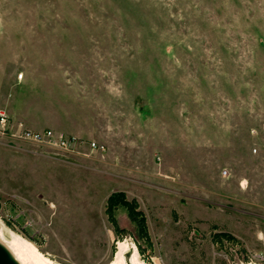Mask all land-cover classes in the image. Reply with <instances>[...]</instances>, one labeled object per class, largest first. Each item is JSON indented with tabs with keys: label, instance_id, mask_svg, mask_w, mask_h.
I'll return each mask as SVG.
<instances>
[{
	"label": "rangeland",
	"instance_id": "374dc122",
	"mask_svg": "<svg viewBox=\"0 0 264 264\" xmlns=\"http://www.w3.org/2000/svg\"><path fill=\"white\" fill-rule=\"evenodd\" d=\"M0 110L84 142L0 135L4 239L55 264L123 239L148 264H264V0H0ZM116 190L147 240L108 219Z\"/></svg>",
	"mask_w": 264,
	"mask_h": 264
},
{
	"label": "bare ground",
	"instance_id": "6f19581e",
	"mask_svg": "<svg viewBox=\"0 0 264 264\" xmlns=\"http://www.w3.org/2000/svg\"><path fill=\"white\" fill-rule=\"evenodd\" d=\"M0 230V244L8 251L18 264H55L48 257L43 256L30 242L9 232V238L4 239ZM109 264H148L141 255L134 242L130 244L126 239L119 242L113 259ZM245 264H262L248 261Z\"/></svg>",
	"mask_w": 264,
	"mask_h": 264
},
{
	"label": "built area",
	"instance_id": "2783aa9c",
	"mask_svg": "<svg viewBox=\"0 0 264 264\" xmlns=\"http://www.w3.org/2000/svg\"><path fill=\"white\" fill-rule=\"evenodd\" d=\"M0 135L5 138H15L18 140H26L35 144H43L49 147H53L62 151H71L75 146L84 144L82 139H79L73 135H62L55 133L50 129H44L41 131H32L29 129L10 130L7 117L3 111L0 110ZM86 146L90 149H96L103 151V145H98L94 141H86ZM224 172V171H222ZM264 193V190H263ZM264 207V197H263Z\"/></svg>",
	"mask_w": 264,
	"mask_h": 264
},
{
	"label": "trees",
	"instance_id": "16d2710c",
	"mask_svg": "<svg viewBox=\"0 0 264 264\" xmlns=\"http://www.w3.org/2000/svg\"><path fill=\"white\" fill-rule=\"evenodd\" d=\"M104 205H105L104 210L109 216L108 219L113 225H116V221L112 217L111 212L116 207L121 206L125 210V213L128 216L129 220L133 223L136 235L138 237L144 238L145 240L148 239L147 233H146L144 215L141 209L138 208V203L135 200V198L129 199L123 191L116 190V191L110 192L106 196L104 200ZM118 229L122 230L121 228H118ZM213 234L218 235V236L224 235V236L229 237L231 241L234 240L229 234L225 232H217ZM136 247L140 253L141 250L139 249L137 244H136Z\"/></svg>",
	"mask_w": 264,
	"mask_h": 264
},
{
	"label": "water",
	"instance_id": "95a60500",
	"mask_svg": "<svg viewBox=\"0 0 264 264\" xmlns=\"http://www.w3.org/2000/svg\"><path fill=\"white\" fill-rule=\"evenodd\" d=\"M0 264H18L1 244H0Z\"/></svg>",
	"mask_w": 264,
	"mask_h": 264
}]
</instances>
